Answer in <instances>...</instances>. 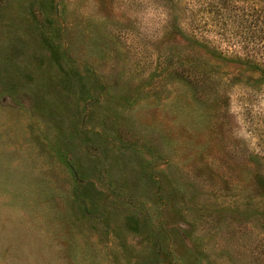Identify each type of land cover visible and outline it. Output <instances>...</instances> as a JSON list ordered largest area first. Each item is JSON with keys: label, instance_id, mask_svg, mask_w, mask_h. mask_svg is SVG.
<instances>
[{"label": "rangeland", "instance_id": "obj_1", "mask_svg": "<svg viewBox=\"0 0 264 264\" xmlns=\"http://www.w3.org/2000/svg\"><path fill=\"white\" fill-rule=\"evenodd\" d=\"M0 264H264V0H0Z\"/></svg>", "mask_w": 264, "mask_h": 264}]
</instances>
